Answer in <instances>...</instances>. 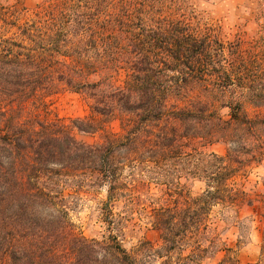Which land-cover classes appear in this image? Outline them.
<instances>
[{"label":"trees","instance_id":"16d2710c","mask_svg":"<svg viewBox=\"0 0 264 264\" xmlns=\"http://www.w3.org/2000/svg\"><path fill=\"white\" fill-rule=\"evenodd\" d=\"M261 2L259 35L227 43L171 12L183 0H42L22 22L0 6V264H241L212 211L264 217V190L234 183L264 160ZM65 87L88 114L52 113ZM100 189L106 232L87 237L71 213ZM135 218L157 239L126 248Z\"/></svg>","mask_w":264,"mask_h":264},{"label":"rangeland","instance_id":"374dc122","mask_svg":"<svg viewBox=\"0 0 264 264\" xmlns=\"http://www.w3.org/2000/svg\"><path fill=\"white\" fill-rule=\"evenodd\" d=\"M181 8L171 12L184 15L193 25L199 28H209L211 35L227 43L237 38L245 41L259 35L257 25L252 16L258 9L261 0H183ZM42 0H0V6L15 8L18 21L30 19L37 5ZM264 4V0L261 2ZM205 31V30H204ZM97 79V78H94ZM123 78H109L112 85H118ZM91 99L81 92L70 88H63L52 97V113L63 119L82 117L89 113ZM226 113V109L221 111ZM74 137L82 142L91 143L95 137L91 134L73 130ZM226 146L217 142L209 150L223 154ZM236 187L243 186L252 193L255 190H264V160L250 168L247 177H238L234 180ZM187 186L192 195L200 193L204 184L200 180H188ZM105 191L100 189L92 196L84 197L79 206L71 213L76 229L87 237H99L106 232V224L101 220L98 207L104 199ZM244 206L240 211L224 209L215 206L212 217L215 221L220 237L227 246L232 247L235 256L241 264H248L264 260V217L260 215L258 206ZM119 211V207L114 209ZM134 224H125L119 237L124 247L129 248L138 240L146 238L152 241L157 239V232L142 220L135 218ZM116 232V231H115ZM223 252H218L214 258L206 259L204 264H216Z\"/></svg>","mask_w":264,"mask_h":264}]
</instances>
